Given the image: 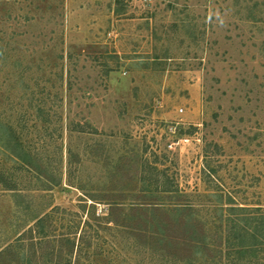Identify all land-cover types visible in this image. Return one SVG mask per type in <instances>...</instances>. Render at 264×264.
Segmentation results:
<instances>
[{"label": "rangeland", "instance_id": "obj_1", "mask_svg": "<svg viewBox=\"0 0 264 264\" xmlns=\"http://www.w3.org/2000/svg\"><path fill=\"white\" fill-rule=\"evenodd\" d=\"M114 202L192 206L155 219L208 247L129 214L105 229ZM228 203L264 213V0H0V251L22 235L18 264H264L261 246L218 255Z\"/></svg>", "mask_w": 264, "mask_h": 264}, {"label": "trees", "instance_id": "obj_2", "mask_svg": "<svg viewBox=\"0 0 264 264\" xmlns=\"http://www.w3.org/2000/svg\"><path fill=\"white\" fill-rule=\"evenodd\" d=\"M169 192V191H165ZM93 201V200H92ZM164 205H158V204H148V205H139V204H129V205H123L121 203L114 202L110 204V209L107 217H102L98 219L106 220L105 221V229H108L110 231H117L120 228H125L122 221H116L114 217L112 216L114 214L119 213V216L127 214L130 215L132 220H135L137 223H142L144 221V224H149L154 228H159L157 231H161V236L165 238L166 240H169L168 242H172V244L177 245V243L182 241V245L184 246H190L194 248H199L203 245V248L208 247V243H200L199 241H194V239H187L185 237H177L173 233L170 235L171 231H168L170 229H167L169 232L166 233V229H162L161 223H159L158 219H155V214L157 213H173V212H181V211H187L191 210L192 206L187 205H172L169 207H166ZM222 212H226V217L224 218L223 225H220L221 231L219 234V240L218 242H214V246H216V249L219 250L218 255H220V258L226 257L223 255L224 252L231 250L234 251V254H238V259L241 260L242 256L246 253L253 252L254 254L257 252V249L261 246L264 247V213H262V210L260 207H247V206H239L234 205L232 203H228L226 207H220ZM224 208V209H223ZM258 212V216L256 214ZM49 215H44L41 218H38L35 222V229L31 228L30 232L34 233L36 232L39 238L40 242L49 243L47 238L48 235L46 234V227L45 223L49 220ZM138 220V221H137ZM203 227V226H202ZM140 227H131V232L136 231ZM172 228V227H170ZM202 229V228H201ZM204 229V228H203ZM156 230V229H155ZM195 230V228H193ZM166 233V234H164ZM55 238V235L53 236V240ZM60 238V237H59ZM63 238V237H61ZM38 241V242H39ZM223 241V248H221V242ZM42 242V243H43ZM23 238L22 235H20L16 239L15 244H10L4 249L0 251V264H18L20 262H25L24 260L28 257L26 254L24 247L22 245ZM56 241H53V249L51 248L48 252V256L56 258V254L59 255V257L62 256V249L60 251H56ZM61 247L67 246V252L68 255L72 254L75 242L72 241L68 236L65 237L64 240L59 241ZM36 245L35 243H31L29 250L32 251L31 256L34 258L36 256ZM17 249V250H15ZM15 250V251H14ZM82 253V252H81ZM217 255V254H216ZM13 258L10 259V257ZM241 257V258H240ZM60 259V258H59ZM74 262V264H80ZM31 264V263H30ZM65 264H72L71 261L65 262Z\"/></svg>", "mask_w": 264, "mask_h": 264}, {"label": "built area", "instance_id": "obj_3", "mask_svg": "<svg viewBox=\"0 0 264 264\" xmlns=\"http://www.w3.org/2000/svg\"><path fill=\"white\" fill-rule=\"evenodd\" d=\"M181 112H182V110H181Z\"/></svg>", "mask_w": 264, "mask_h": 264}]
</instances>
